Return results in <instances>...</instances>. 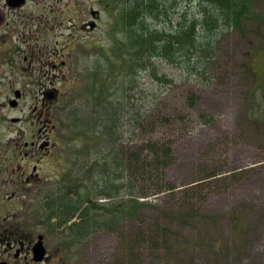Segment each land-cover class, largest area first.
I'll return each mask as SVG.
<instances>
[{
  "label": "rangeland",
  "instance_id": "374dc122",
  "mask_svg": "<svg viewBox=\"0 0 264 264\" xmlns=\"http://www.w3.org/2000/svg\"><path fill=\"white\" fill-rule=\"evenodd\" d=\"M33 2L43 14L59 13L58 19L42 16L43 22L60 21L64 28L93 19L90 9L100 14L96 28L75 32L76 53L64 71L48 75L58 74L54 86L60 98L53 111L58 145L42 162L47 181L30 182L21 198L28 203L31 230L45 236L49 260L43 264H264V19L258 17L264 16V0L253 3L259 13L254 20L226 27L217 37L209 84L197 85L179 65L161 59L154 71H139L136 108L149 111L142 129L134 130L130 109L118 118L123 138L117 143L108 135L95 136L109 128L107 116L122 82L115 64L127 57L120 42L125 35L114 20L117 9L108 0H30L25 8L33 16L38 14ZM182 7L197 11L195 3ZM63 27L56 39L69 32ZM191 90L197 98L188 106ZM259 107V117L250 116ZM201 114L214 119L204 124ZM163 115L170 120H161ZM151 135L172 142L174 158L162 175L143 172L147 168L136 160L151 156L140 151ZM117 163L125 164L124 170L115 171ZM103 173L106 180L110 174L119 178L110 198L99 194L107 185ZM168 183L173 191L166 189ZM128 191L142 203L119 222L113 223L105 209L87 207L130 202ZM64 197L80 209L59 223L51 209ZM85 212L90 223L73 226ZM104 212L110 228L100 215L93 217Z\"/></svg>",
  "mask_w": 264,
  "mask_h": 264
},
{
  "label": "flooded vegetation",
  "instance_id": "af4514ba",
  "mask_svg": "<svg viewBox=\"0 0 264 264\" xmlns=\"http://www.w3.org/2000/svg\"><path fill=\"white\" fill-rule=\"evenodd\" d=\"M29 1L0 0V264H43L49 260L45 236L31 230L28 203L21 198L23 190L29 191L30 182L47 181L42 162L54 155L58 145L53 117L60 98L54 86L58 74L48 76L49 72L64 71L65 63L76 53L77 29L96 28L91 26L93 19L86 18L79 25L66 24L69 32L56 39L55 32L63 23L43 22L46 14L36 2L38 14L33 16L25 8ZM46 16L60 17L54 11ZM99 17L96 12V25ZM39 235L46 250L40 261L34 253Z\"/></svg>",
  "mask_w": 264,
  "mask_h": 264
},
{
  "label": "trees",
  "instance_id": "16d2710c",
  "mask_svg": "<svg viewBox=\"0 0 264 264\" xmlns=\"http://www.w3.org/2000/svg\"><path fill=\"white\" fill-rule=\"evenodd\" d=\"M111 1L113 7L117 9L114 15L115 23L121 32L125 35L120 39L127 57H124L122 63L115 64L118 71L121 70L120 76L122 78L118 100H112L114 106L112 112L108 113L109 128L106 133L101 130L99 134H95L101 140V135H108L117 140L123 138L122 124L118 121L124 119L128 110L133 111V127L143 128L141 122H144L149 109L143 108V105L136 108L134 97L138 88L137 80L139 71L147 68L154 71L156 69L155 63L157 60H163L171 64L180 66L181 72L186 73L187 78L193 79L197 85L205 83L209 84L212 76L211 63L216 54L217 40L220 33L226 27L241 28L246 22L254 20L259 13H256L253 3L255 0H108ZM193 3L197 6L195 13L187 12L186 8L182 6H190ZM176 15L175 20L172 16ZM263 21L264 16H258ZM152 21V23H150ZM250 69L254 72V66L250 63ZM125 71V73H124ZM158 79L155 72L153 74ZM164 81H169L166 76H162ZM191 94L188 98V106H192L197 98L194 91H189ZM188 95V94H187ZM187 99V97H186ZM260 107L250 116L259 117L258 113ZM135 116V117H134ZM201 121L204 124L213 121L214 117L210 114H201ZM164 122L169 121L168 115H163L161 118ZM113 121V122H112ZM113 123V124H112ZM117 128V129H116ZM121 129V130H120ZM120 131V132H119ZM112 134L114 136H112ZM121 138V139H119ZM115 142H112L114 148ZM140 151L144 149L149 151L151 156L146 158L145 155L137 157L138 164L143 167V172L153 174H165L164 169L173 161L172 142L164 141L162 135L149 136L140 144ZM145 157V158H144ZM133 161V160H132ZM113 164V162H112ZM126 167L125 164L120 163L115 165L116 169L120 170ZM153 167V170L149 169ZM141 170V169H140ZM217 173H212L210 176L216 178ZM102 175V183H106L104 189L99 190V194L110 198L112 196V189H115L116 179L111 174L106 180ZM233 175H230L232 177ZM213 178V179H214ZM223 178H228V175H223ZM100 182V181H98ZM127 183H132L133 180L129 178ZM121 184V183H120ZM98 185V184H97ZM196 185V184H195ZM101 186L99 184L97 187ZM169 191H173L175 186L168 183ZM107 190V191H106ZM132 196L130 202L122 200L117 203L108 202L100 206L92 202L87 207L93 210L97 208L105 209L108 216L113 218V223L119 222L121 219L127 218V214L131 213L134 208L142 203L138 202L134 191H128ZM103 197V198H104ZM60 199V198H59ZM71 202V201H70ZM123 204V205H121ZM92 205V206H91ZM86 207V208H87ZM50 209V208H49ZM80 206L67 203L66 198H61L60 202L53 207L52 215H59V223L70 220ZM58 213V214H56ZM104 213L95 214L94 219L101 216V221L108 228L112 227L110 221H106ZM89 214L82 213L79 220L73 222V226L84 227L89 221ZM92 219V218H91ZM83 225V226H82ZM94 227H98L93 224ZM102 225V224H101ZM100 226V225H99ZM96 229V228H95Z\"/></svg>",
  "mask_w": 264,
  "mask_h": 264
},
{
  "label": "water",
  "instance_id": "95a60500",
  "mask_svg": "<svg viewBox=\"0 0 264 264\" xmlns=\"http://www.w3.org/2000/svg\"><path fill=\"white\" fill-rule=\"evenodd\" d=\"M94 12H96V11H92L93 14H94ZM94 25H95V22L93 21L91 23V26H94ZM41 240H42V235H39V240L34 246L35 259L38 261H40L44 258V255L46 252L44 245H43Z\"/></svg>",
  "mask_w": 264,
  "mask_h": 264
}]
</instances>
